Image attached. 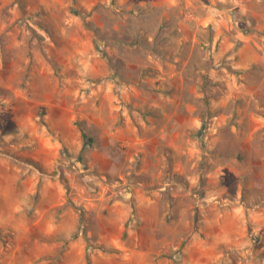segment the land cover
I'll return each instance as SVG.
<instances>
[{
	"label": "rangeland",
	"instance_id": "obj_1",
	"mask_svg": "<svg viewBox=\"0 0 264 264\" xmlns=\"http://www.w3.org/2000/svg\"><path fill=\"white\" fill-rule=\"evenodd\" d=\"M0 264H264V0H0Z\"/></svg>",
	"mask_w": 264,
	"mask_h": 264
}]
</instances>
